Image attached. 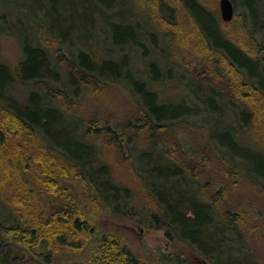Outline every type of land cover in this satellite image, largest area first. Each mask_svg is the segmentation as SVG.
Returning <instances> with one entry per match:
<instances>
[{"label": "trees", "instance_id": "1", "mask_svg": "<svg viewBox=\"0 0 264 264\" xmlns=\"http://www.w3.org/2000/svg\"><path fill=\"white\" fill-rule=\"evenodd\" d=\"M107 1L89 0L82 10L99 12ZM213 1L217 2L164 0L178 7L179 14L191 23L185 30L178 27L175 12L157 20L161 32L170 33V42L174 35L189 37L180 47L193 56L189 60L195 73L203 69L207 73L201 83L206 84L211 98L196 104L159 103L157 94L144 83H128L126 64L110 52L101 57L93 51L91 56L80 53L75 59L77 67L65 63L63 71L69 82L65 87L56 85L61 58L54 42L24 44L23 59L15 71L0 63V264H58L56 250L84 251L90 242L94 246L84 264H146L110 236L94 238L95 228L87 217L93 210L129 219L144 213L150 225L207 256L210 243L221 248L217 233L231 232L244 248L259 238L257 228L244 220L241 212L235 213L234 206L229 209L226 202L237 179L245 174L264 188V146L261 150L239 146L235 128H209V138L218 147L206 154L200 152L196 159L198 150L187 132L192 129L188 118L194 111L214 113L212 99L218 96L232 109L240 110L239 125L256 123L259 136L264 133V44L251 34L247 21L239 34L230 37L212 11ZM231 2L236 6L234 0ZM47 5L48 19L55 13H67L66 21L73 17L72 0H47ZM242 5L250 23L256 24L255 0H242ZM78 20L79 28L70 25L66 31L73 28L81 34L87 29L86 19ZM259 27L264 31V23ZM136 39L128 26L111 28L110 41L115 46H128ZM151 72L156 73L153 68ZM116 82L127 85L133 95L125 115L116 121L118 112L113 109L115 112L105 118L98 117V112L80 116L78 104L92 95L109 100L106 89ZM27 83L37 85L22 103L15 92L25 89ZM75 89L81 90L80 100L74 99ZM132 108L134 112H130ZM177 136L188 141L190 151H181ZM138 141L160 147L156 163L140 161L139 168L131 163L134 146L129 145ZM200 144L202 151L204 141ZM149 152L141 153L140 159L148 158ZM114 153L131 170L132 180L119 177L106 161V155ZM187 181L193 188L184 189ZM223 205L226 209L220 212ZM215 218L222 225L211 231Z\"/></svg>", "mask_w": 264, "mask_h": 264}, {"label": "rangeland", "instance_id": "2", "mask_svg": "<svg viewBox=\"0 0 264 264\" xmlns=\"http://www.w3.org/2000/svg\"><path fill=\"white\" fill-rule=\"evenodd\" d=\"M5 1L0 2V63L8 66L12 71L18 68L23 59L24 44L28 45L29 43L36 46L39 42L43 44L47 41L54 42L61 58L58 61L60 64L56 83L58 87L69 85L68 75L63 71L65 63H71L73 67H77L75 59L80 53L91 56L90 52L93 51L96 57H101L110 52L118 62L121 60L126 64L124 70L130 78L128 83H144L157 94L159 103L190 105V103L196 104L199 103V100L211 98L210 90L206 84L201 83V78L205 77L207 73H204V69L200 73H195L192 69L194 63L189 60L193 56L189 51L180 47L181 44L188 41L189 37H186L185 34L174 35L170 42V33L167 31L169 35L164 34L160 30L157 22L159 17L168 18L174 12L179 19L178 27L181 30L191 26V23L187 22L182 14H179L178 7L167 5L164 0H109L107 5L99 7V12L93 11L92 13H84L82 10V5L88 4L89 0H83L84 3H80L81 0H72L75 10H73V17L67 21L65 20L67 13L63 15L55 13L52 18H46L47 0ZM218 1L210 3L212 11L220 20ZM234 2L236 3L234 17L229 23L220 20L222 29L230 37H235L239 31L244 29L243 24L247 21L246 25L252 33L247 32H250L260 44H264V31L259 27L261 23H264V0H255L258 17L256 24L250 23L249 13L242 5V0H234ZM30 8L33 10L28 13ZM76 18L87 21L85 26L87 29H84L82 33L79 31L81 34L77 31L73 32V28H70V32L66 31L70 25L76 27L81 25L78 19L79 24L77 25ZM53 19L56 20V23ZM36 24H38L37 27H35ZM114 25L128 26L133 29L136 33V42L123 47L113 45L110 41V32ZM38 33L47 34L43 36ZM62 40L63 42H60ZM170 43L171 46H169ZM152 68L156 71L155 74L151 72ZM204 79L208 80V78ZM27 84L24 86L25 89L19 88L15 92V97L22 103L25 102L27 93L35 89L37 85ZM128 89L123 82H116L106 89L109 100L106 97L101 100V97L92 95L89 100H83L80 105L76 106L77 112L82 117H89L91 113L98 112V117L105 118L116 110L118 112L117 121L122 115H125L133 100V95ZM75 90L77 93L74 95V99L80 100L81 90ZM212 100L216 104L214 110L211 108L215 111L214 113L210 110L208 114L203 111H194L196 113L188 118L192 129L187 132L190 139L195 142L194 147L198 150L196 159L200 157V152L206 154L218 147L216 141L209 138V128L219 131L226 127L235 128V140L239 146L257 150L263 148L264 133L261 137L259 136L256 123L252 126L239 125L237 122L239 109H232L226 100L218 96H214ZM107 108L112 109L108 111ZM134 111L135 109L132 108L130 112ZM202 140L205 148L201 151ZM133 143L129 146L130 148L134 146L130 158L134 166L139 168L140 161L156 163V155L160 151L158 145L149 147L150 145L146 142ZM176 143L182 152L190 151L188 141L182 136H177ZM149 150V157L140 159V154ZM262 152L264 151L262 150ZM105 159L112 163L119 177L132 180L131 170L119 161L117 154L114 153L109 157L106 155ZM237 180L238 184L228 193L226 203L229 209L230 206H234L232 210L235 213L241 212L244 220L256 227V231L259 232L258 239L250 240L247 243L248 248L239 247L231 232L223 235L217 233L216 239L219 240L217 243L221 245V248L216 249V245L210 243L207 247V256L187 243L179 241L171 233L168 236L164 229H157L156 226L150 225V219L144 213L129 219L93 210L91 216L87 217L90 218L95 228L94 238L101 240L103 236H110L109 239L119 241L121 247H128L134 256L142 259L146 264H159L162 260V264H239L238 262L264 264V188L261 185H255L246 174L245 177ZM230 184L232 183L227 184L226 188L230 187ZM133 186L136 187L137 184L134 183ZM184 186V189L193 188L189 181ZM225 205L219 207L220 212L226 209ZM2 215L3 212L0 209V217ZM260 222L262 228L257 226ZM221 225L220 219L215 218L210 230H217ZM93 246V242H90L84 251L60 248L55 253L56 263L84 264ZM168 260L171 262L167 263Z\"/></svg>", "mask_w": 264, "mask_h": 264}, {"label": "water", "instance_id": "3", "mask_svg": "<svg viewBox=\"0 0 264 264\" xmlns=\"http://www.w3.org/2000/svg\"><path fill=\"white\" fill-rule=\"evenodd\" d=\"M219 16L222 22L229 23L234 17V5L231 0L218 1Z\"/></svg>", "mask_w": 264, "mask_h": 264}]
</instances>
